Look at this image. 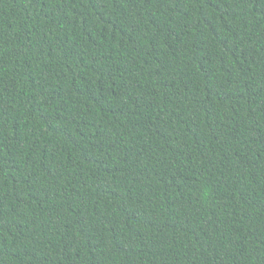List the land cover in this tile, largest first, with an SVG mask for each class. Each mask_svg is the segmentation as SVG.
Instances as JSON below:
<instances>
[{"label":"trees","instance_id":"16d2710c","mask_svg":"<svg viewBox=\"0 0 264 264\" xmlns=\"http://www.w3.org/2000/svg\"><path fill=\"white\" fill-rule=\"evenodd\" d=\"M0 264H264V0H0Z\"/></svg>","mask_w":264,"mask_h":264}]
</instances>
